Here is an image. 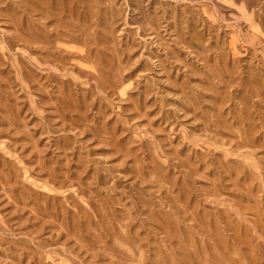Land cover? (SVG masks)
Listing matches in <instances>:
<instances>
[{"label": "rangeland", "instance_id": "obj_1", "mask_svg": "<svg viewBox=\"0 0 264 264\" xmlns=\"http://www.w3.org/2000/svg\"><path fill=\"white\" fill-rule=\"evenodd\" d=\"M0 264H264V0H0Z\"/></svg>", "mask_w": 264, "mask_h": 264}]
</instances>
